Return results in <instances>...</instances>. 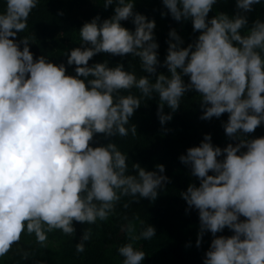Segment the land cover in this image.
I'll return each instance as SVG.
<instances>
[{
  "label": "clouds",
  "instance_id": "obj_1",
  "mask_svg": "<svg viewBox=\"0 0 264 264\" xmlns=\"http://www.w3.org/2000/svg\"><path fill=\"white\" fill-rule=\"evenodd\" d=\"M3 2L0 256L22 232L43 244L53 230L73 235L74 221L106 220L122 197L136 203L154 201L158 190L170 182L164 165L146 170L132 162L129 168L127 153L113 138L137 134L129 121L142 100L158 97L156 116L164 126L182 98L194 92L199 96L200 120L227 114L221 127L230 141L221 148L205 133L198 146L178 157L198 182H189L179 192L185 211H197L195 247L199 249L207 232L212 238L202 264H264V135H248L264 125V18L249 24L247 16L264 0H234L231 15L212 16L209 12L217 0H161L162 18L190 21L192 33H197L182 46L184 39L170 28L162 62L155 20L134 11L135 0H103V8L112 6V14L104 19L97 14L82 23L79 46L66 48L65 61L59 64L43 55L34 59L29 36L17 39L40 0ZM122 21H130L133 29L122 26ZM97 54L138 58L143 75L126 70L119 61L89 63ZM158 67L166 72H158ZM225 228L232 234L216 235ZM124 230L136 232L132 224ZM154 236L155 228L141 222L138 234L130 239ZM89 238V231L81 233L77 252L84 251ZM116 251L121 264H142L146 256L131 242Z\"/></svg>",
  "mask_w": 264,
  "mask_h": 264
},
{
  "label": "trees",
  "instance_id": "obj_2",
  "mask_svg": "<svg viewBox=\"0 0 264 264\" xmlns=\"http://www.w3.org/2000/svg\"><path fill=\"white\" fill-rule=\"evenodd\" d=\"M4 2L0 0V11ZM161 0H135L134 11L155 20L154 29L158 47V59L162 62L166 55L167 33L175 28L184 39V45L191 42L197 33H192L190 21L178 23L170 16H160ZM166 12L167 10L164 9ZM234 11V0H217L209 16L217 12L231 15ZM58 13H62L59 15ZM99 14L101 19L112 14V6L103 8V0H40L28 17V28L18 34L17 39L29 36V48L33 58L43 55L55 64L65 61L63 51L66 48L79 46L78 30L82 23ZM249 24L256 18H264V3L254 5L253 11L247 14ZM122 26L133 29L130 21H122ZM108 60L110 65L123 63L126 70L143 75L138 58L130 56H111L97 54L89 63ZM158 72H166L158 67ZM71 73L72 68L67 67ZM187 78L185 77V80ZM139 95L136 89L131 90ZM199 96L194 92L186 94L181 105L172 114L171 121L161 126L156 110L158 97L142 100L141 106L134 111L130 123L135 124L137 134L127 137H114L118 148L127 153L129 168L132 162H138L146 170H153L156 164L164 165V175L170 178L154 201L141 199L132 202L131 197H122L116 202L115 208L106 220H97L94 224L73 222L75 232L69 236L60 230L47 232L43 244L36 241L33 234L22 232L20 240L4 255L0 256V264H121L122 257L116 251L117 247L131 242L133 246L145 252L142 264H202L204 252L211 240V234L205 233L201 245L195 247L196 234L199 228L197 211L189 209L179 196L189 182L198 183L195 177L189 175V169L180 163L179 155L184 154L188 147L198 146L203 134H211L212 143L223 148L230 142L224 135L221 121H226L227 114L210 120H200L201 109L198 105ZM165 113L169 110L164 109ZM168 131L164 132L163 129ZM251 137L264 135V125L251 134ZM101 143L106 141L101 140ZM234 143V142H233ZM211 174V173H209ZM127 204V207L124 205ZM141 222L151 224L156 236L150 240H131L137 235ZM132 224L136 232L128 233L125 227ZM90 232V238L85 242L83 252L76 251V243L82 232ZM232 233L225 228L216 235L229 236ZM189 246L186 247L185 245Z\"/></svg>",
  "mask_w": 264,
  "mask_h": 264
}]
</instances>
